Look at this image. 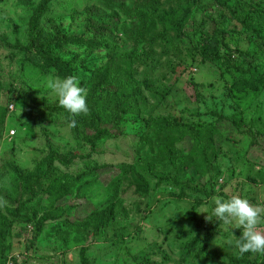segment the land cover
I'll return each instance as SVG.
<instances>
[{"label": "rangeland", "instance_id": "374dc122", "mask_svg": "<svg viewBox=\"0 0 264 264\" xmlns=\"http://www.w3.org/2000/svg\"><path fill=\"white\" fill-rule=\"evenodd\" d=\"M41 1L0 0L2 264H263L264 253H239L241 229L212 209L240 196L264 217V92L251 90L264 83V20L244 22L248 12L264 17V0H53L39 44L68 73L31 50ZM87 28L93 46L68 43ZM67 76L118 123L60 107L44 81ZM132 79L140 115L122 91ZM157 118L190 133L157 136L148 128ZM96 125L114 138L92 145ZM209 146L218 156L206 174L196 153ZM180 152L183 164L169 159ZM58 176L80 186L53 187ZM110 208L115 216H102Z\"/></svg>", "mask_w": 264, "mask_h": 264}, {"label": "trees", "instance_id": "16d2710c", "mask_svg": "<svg viewBox=\"0 0 264 264\" xmlns=\"http://www.w3.org/2000/svg\"><path fill=\"white\" fill-rule=\"evenodd\" d=\"M53 0H42L38 9L36 10L31 23H30V32H29V36H30V42L32 44V52L36 55V57L39 58V61L44 63L46 66V68H52L53 71H63L64 68V73H68L69 71V65L67 64V62H65L62 59H52L49 55H47V52L44 51V47L42 44H39L40 38L38 37V32L40 31V21L43 19V17L47 14L49 7H50V2ZM227 7V4H226ZM149 9V10H147ZM228 9L230 12H233V9L230 7V5H228ZM159 10V8L156 7H145L141 9L142 12L144 11H153L152 13L156 15L157 11ZM235 14V13H233ZM255 18L256 19H262L264 20L263 16H260L259 14H255L254 12H248V14L245 17V25L248 27V29H253V24L255 23ZM90 28H87V30L81 29L78 30V34L74 35L75 39H70L72 36H70L68 38V43L74 44L77 43L79 44L81 41H79L80 39H85L86 43H88V45L93 46L94 44L91 43L94 42L93 41V35L91 34V32L89 31ZM176 31V30H175ZM142 33H143V29L142 32H139V36L142 37ZM66 35H69V30H65ZM111 35L109 32L107 33V43H109L111 41ZM50 43V42H49ZM63 43V39H58L55 44H60ZM51 44V43H50ZM218 44L222 45L223 47L227 48V44L225 43V40L218 38ZM96 45V44H95ZM31 47V46H30ZM133 55V53H132ZM126 62H123L122 64V69L123 67L126 66ZM129 67L132 66V62H130ZM102 73L105 75V80L108 79V76H106L107 71H102ZM258 80H253V86L251 84V90L253 92H264V83H257V85L255 84V82H257ZM128 89L126 92L125 90ZM140 85L136 84L133 79L129 80V84L127 86V88L124 86L122 91H125V96L127 99L131 100V105L134 106V112H136L137 114H141L140 109L138 108V104L134 103L136 102V99L139 98V94H140ZM90 102V101H88ZM89 106V105H88ZM130 110V109H129ZM128 109H124V112H129ZM89 113L91 116H93L94 114H96L95 120L98 122H104V123H108L111 124L113 122H117L119 121V118L121 116L116 115L115 118L114 116H110L108 113H104L102 116H100V108L98 107V104H95L93 106H89ZM98 118V119H97ZM2 123V122H1ZM118 123V122H117ZM90 126V125H89ZM96 132H98V135H91V139H88L90 142H92V145H96L99 141L105 140V139H111L114 138V135L112 133L111 130L106 129V127H98L97 125L94 126ZM182 125L181 123L172 118V119H162V118H157L155 120H153L152 122L148 123V128L149 130H153L157 136H163V135H176L177 137H181V139H183L184 137H186L189 133L190 130L188 129V131H182L181 129ZM212 147H205L203 148V150L200 152H197L196 154L200 155V161L202 164V168L204 170V172L206 174H211L212 173V168H213V164L215 163V160L218 156V151L215 150ZM196 149H199V146L196 147ZM211 149V150H209ZM185 158L186 156L182 155V152L178 153L177 155H171L169 157L170 160H172L175 164H183V162H185ZM101 166L99 165L97 168H100ZM70 183L72 185V190L76 189V186H80V181L76 180L74 178H72L71 176H67V179H65V176H58L56 177L54 180L51 181V183L53 184V187H59V185L63 184V183ZM59 184V185H58ZM68 193V191H67ZM14 212H12V214H14ZM109 214H113L112 217L115 216L114 214V210L113 209H107L105 212H103L102 216H107ZM93 218L90 219H95V221H97L100 217L98 215L92 216ZM3 221V220H2ZM5 222V221H4ZM12 223V222H11ZM8 223V229H10L13 225ZM6 224L0 225V228H2L3 226H5ZM40 226H42V223H39L38 229H37V234H40ZM0 246H4V240L1 243L0 242ZM5 251H0V264H2L4 261L7 262V257L4 253ZM13 264H19L17 262L16 259H11ZM264 264V261H263Z\"/></svg>", "mask_w": 264, "mask_h": 264}, {"label": "clouds", "instance_id": "9594fccd", "mask_svg": "<svg viewBox=\"0 0 264 264\" xmlns=\"http://www.w3.org/2000/svg\"><path fill=\"white\" fill-rule=\"evenodd\" d=\"M44 86L55 94L59 106L67 112L77 116L89 112L87 92L77 77L67 76L62 79L48 77L44 81ZM214 205L212 214L220 225L228 226L229 231L241 229L242 234L236 241L240 254L264 253V231L260 230L264 217L258 207L253 206L247 198L240 196H232L228 199L216 198Z\"/></svg>", "mask_w": 264, "mask_h": 264}]
</instances>
